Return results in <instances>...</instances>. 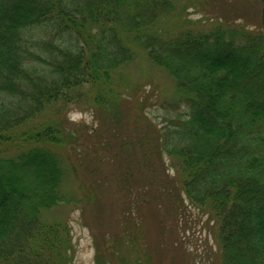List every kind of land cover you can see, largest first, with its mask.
I'll use <instances>...</instances> for the list:
<instances>
[{
	"label": "trees",
	"instance_id": "16d2710c",
	"mask_svg": "<svg viewBox=\"0 0 264 264\" xmlns=\"http://www.w3.org/2000/svg\"><path fill=\"white\" fill-rule=\"evenodd\" d=\"M182 1L0 0V264H72L49 212L115 181L128 205L205 218L222 264H264V29L223 17L232 0L193 23L186 10L209 0ZM136 57L173 82L162 127L126 102ZM78 105L96 127L68 125Z\"/></svg>",
	"mask_w": 264,
	"mask_h": 264
},
{
	"label": "rangeland",
	"instance_id": "374dc122",
	"mask_svg": "<svg viewBox=\"0 0 264 264\" xmlns=\"http://www.w3.org/2000/svg\"><path fill=\"white\" fill-rule=\"evenodd\" d=\"M214 2L209 0V5L203 9L197 8L198 5L187 9L186 18L198 23L217 17L218 10L211 8ZM255 3L250 10L242 5V0H232L229 8L223 7L218 12L224 17L227 12L231 15L239 9L238 13H247L245 21L254 19L255 26L264 29V0ZM123 74L128 81L127 88L124 87L128 92L124 96L126 102L132 103L129 108L134 111L132 100L134 96L140 97L146 115L159 127L164 126L168 119L165 109L173 102L172 80L139 57L124 69ZM79 108L82 107H69L68 111L61 112L67 117L68 125L83 124L86 129L96 127L98 123L92 122V113L79 112ZM172 174L170 170L169 175ZM79 177L85 182L92 178L84 172L79 173ZM122 187L119 181L108 187L100 186L94 190V198L90 201L82 197L81 203L61 205L49 212L52 214L50 220H60L70 229L74 248L72 264H96L98 260L102 264H124L132 260L134 264H222L220 248L209 229L211 224L208 226L205 218L188 211L184 221L178 222V217L162 207L158 209L146 201L141 205L139 194L137 201L128 205L129 198L121 191ZM64 188L71 189L77 199L79 195L84 196L77 191L78 182L72 179ZM150 192L148 189L143 195L150 198ZM125 229H133V232L128 233Z\"/></svg>",
	"mask_w": 264,
	"mask_h": 264
}]
</instances>
